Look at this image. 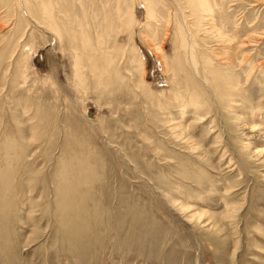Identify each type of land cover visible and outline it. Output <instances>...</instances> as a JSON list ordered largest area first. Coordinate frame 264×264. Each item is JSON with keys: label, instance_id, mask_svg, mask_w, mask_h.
Returning a JSON list of instances; mask_svg holds the SVG:
<instances>
[{"label": "rangeland", "instance_id": "374dc122", "mask_svg": "<svg viewBox=\"0 0 264 264\" xmlns=\"http://www.w3.org/2000/svg\"><path fill=\"white\" fill-rule=\"evenodd\" d=\"M0 264H264V0H0Z\"/></svg>", "mask_w": 264, "mask_h": 264}, {"label": "bare ground", "instance_id": "6f19581e", "mask_svg": "<svg viewBox=\"0 0 264 264\" xmlns=\"http://www.w3.org/2000/svg\"><path fill=\"white\" fill-rule=\"evenodd\" d=\"M243 128H245V129L248 128L249 129V127H243ZM255 130H256V127L249 129V131H255Z\"/></svg>", "mask_w": 264, "mask_h": 264}]
</instances>
